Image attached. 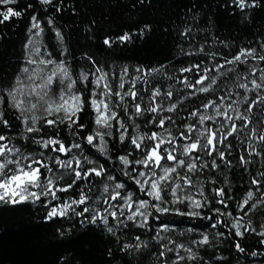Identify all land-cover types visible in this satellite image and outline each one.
<instances>
[{"label": "snow or ice", "instance_id": "snow-or-ice-1", "mask_svg": "<svg viewBox=\"0 0 264 264\" xmlns=\"http://www.w3.org/2000/svg\"><path fill=\"white\" fill-rule=\"evenodd\" d=\"M0 211L44 264H264V0H0Z\"/></svg>", "mask_w": 264, "mask_h": 264}, {"label": "trees", "instance_id": "trees-1", "mask_svg": "<svg viewBox=\"0 0 264 264\" xmlns=\"http://www.w3.org/2000/svg\"><path fill=\"white\" fill-rule=\"evenodd\" d=\"M219 23L226 27H235V22L221 14ZM159 50L158 43H151L146 50L154 54ZM26 213L18 211H0V264H44L45 258L51 259L53 253L45 248L47 229L34 228L29 231L18 229L25 222ZM39 223V221H37ZM97 244V241H92Z\"/></svg>", "mask_w": 264, "mask_h": 264}]
</instances>
